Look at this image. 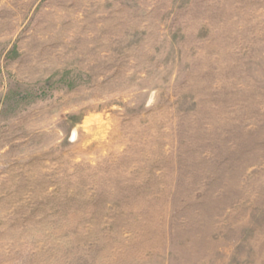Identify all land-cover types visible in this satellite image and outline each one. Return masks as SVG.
Wrapping results in <instances>:
<instances>
[{
  "label": "rangeland",
  "instance_id": "rangeland-1",
  "mask_svg": "<svg viewBox=\"0 0 264 264\" xmlns=\"http://www.w3.org/2000/svg\"><path fill=\"white\" fill-rule=\"evenodd\" d=\"M0 264H264V0H0Z\"/></svg>",
  "mask_w": 264,
  "mask_h": 264
}]
</instances>
